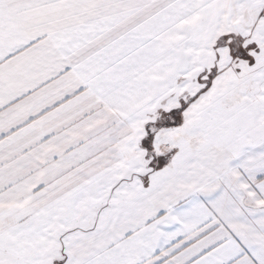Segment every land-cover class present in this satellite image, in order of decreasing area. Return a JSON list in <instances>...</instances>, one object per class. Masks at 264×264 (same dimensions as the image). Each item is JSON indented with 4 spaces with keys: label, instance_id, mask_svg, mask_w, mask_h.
<instances>
[{
    "label": "snow or ice",
    "instance_id": "6c2138e0",
    "mask_svg": "<svg viewBox=\"0 0 264 264\" xmlns=\"http://www.w3.org/2000/svg\"><path fill=\"white\" fill-rule=\"evenodd\" d=\"M0 264H264V0H0Z\"/></svg>",
    "mask_w": 264,
    "mask_h": 264
}]
</instances>
